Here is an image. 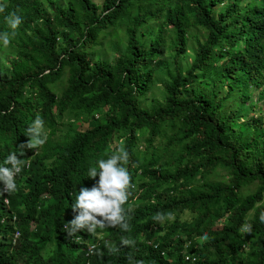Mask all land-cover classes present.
I'll return each mask as SVG.
<instances>
[{
  "label": "trees",
  "instance_id": "16d2710c",
  "mask_svg": "<svg viewBox=\"0 0 264 264\" xmlns=\"http://www.w3.org/2000/svg\"><path fill=\"white\" fill-rule=\"evenodd\" d=\"M239 1L0 0V33L12 32L10 13L23 20L8 46L0 41L7 61L0 65V165L19 155L37 115L48 135L20 157L26 166L17 190L0 196V264H129V256L133 264H264V130L258 139L260 119L252 113L245 123L251 131L236 123L255 89L264 110V0L241 8ZM115 24H124L125 45L115 49L111 70L103 59L90 61L87 49ZM189 25L206 37L181 70ZM166 48L173 53L164 58ZM63 71L57 96L48 84ZM198 76L206 91L191 86ZM155 80L162 97L144 107L140 98ZM231 98L234 106L224 112ZM122 151L134 185L122 205L130 231L68 236L64 225L73 219L79 189L95 183L89 168ZM217 168L227 172L226 181L214 178ZM161 212L174 215L166 226L153 220ZM162 227L167 237L158 234ZM122 237L135 246H121Z\"/></svg>",
  "mask_w": 264,
  "mask_h": 264
},
{
  "label": "clouds",
  "instance_id": "9594fccd",
  "mask_svg": "<svg viewBox=\"0 0 264 264\" xmlns=\"http://www.w3.org/2000/svg\"><path fill=\"white\" fill-rule=\"evenodd\" d=\"M3 11L4 6L0 5V12ZM5 20L12 32L0 33V41L4 46H8L11 43L10 36L16 34V30L23 20L15 12L6 16ZM27 137V142L21 143L17 148L19 155L12 152L6 157L4 164L0 165V182L3 184V188L0 189V196L2 197L4 193H7V196L11 195L18 188L16 177L26 166V161L20 158L25 155V150H36L47 142L48 135L45 122L39 115L28 126ZM128 158L127 151H122L120 154H113L107 159H99L95 166L89 168L87 177L95 180V183L91 188L81 187L79 189V194L71 205L74 213L73 219L64 225V230L68 236L80 239L81 237L77 233L81 231L96 236L98 230L102 232L112 227H119L124 232L130 231L131 216L128 210L122 208V205L128 201L129 187H134L131 185L130 173L124 166V162ZM97 177H99L98 180H96ZM5 202H7V198H5ZM171 216V213H156L153 220L162 224ZM260 220L264 222V213H261ZM251 230V224L243 226L244 232L250 233ZM135 243L133 239L121 238V246L123 247H134ZM110 251H119V249L111 247ZM129 264H133L131 256H129ZM134 264H144V262L138 260L134 261Z\"/></svg>",
  "mask_w": 264,
  "mask_h": 264
},
{
  "label": "rangeland",
  "instance_id": "374dc122",
  "mask_svg": "<svg viewBox=\"0 0 264 264\" xmlns=\"http://www.w3.org/2000/svg\"><path fill=\"white\" fill-rule=\"evenodd\" d=\"M56 1L61 6H65L68 0H56ZM91 1L97 5H100L102 2V0H91ZM230 1L231 0H223L222 3H228ZM247 1H249V0H240L239 1V7L240 8L243 7ZM256 4H258V3H256ZM45 5L46 4H43L44 7H45ZM221 8H222V6H219L216 10H214L212 12L213 15L215 16L216 12L219 11ZM240 14H241V12L237 13L236 15H240ZM151 23H154V25L156 26L158 23H160V20H158V23H156V24L154 21H151ZM164 34H167L166 30H164ZM205 37H206V31L202 27L195 26V25H189L186 28L185 52L177 60V64L179 65L181 70H183L184 68L189 66V63L191 60V55H193L197 41L201 42L204 40ZM124 45H125L124 24H115L112 27L105 29L102 33H100L97 36L95 44L87 49V55H88V58L90 59V61H93V60L96 61L99 59H103L111 70H116V67L114 66L115 57H116L115 49L122 50L124 48ZM61 46H62V44L57 42L56 48H60ZM2 48H3V46L0 43V65L5 66L7 64V61H6V57H4V52H3ZM172 53H173L172 49L166 48L162 54V57L165 58ZM66 75H67L66 71H63L62 75L59 78L54 80V82L48 84L49 89L57 96L59 95V93L61 92V90L63 89V87L65 85ZM156 75H158V74H156ZM191 86L196 88V89L202 88L204 91L207 90V85H204L200 76H198V80L196 82L192 83ZM233 92H235V91H233ZM162 94H163L162 93V86H161L160 82L157 80L152 81V84L149 85L145 95L141 96V98H140L141 99L140 100L141 105L144 107H148L151 99L160 100L162 97ZM221 94H222V92H221ZM235 95H236V93H235ZM257 96H258V89H255V90H253V92H251V97L245 102V104L241 108V111L246 113V116L240 118L236 123L244 122L245 129L247 128L251 131V129H252L251 125L249 126L246 124L247 126H245V123L249 122V118H247V115L252 113V116L254 118L260 119V122L257 123L255 126L256 132H257V134H259L257 136V138L259 139L261 134L263 133V130H264V110L262 109L261 102L259 101ZM235 101L236 100L231 98V100H229V102H225L223 104V107H222L223 111L225 112L227 110V107H228L227 105L229 103L231 104V106H234ZM67 117H69V115ZM64 123H65V121L62 122V124L58 125L59 131L56 132L55 136L58 135L61 132V130L64 129V127H65ZM79 127L85 128L86 124L79 125ZM245 129L243 131V134H246ZM214 178L216 180L226 181L228 178V174L226 171L217 168L215 173H214ZM253 187H254V185H250L248 190H252ZM0 206H1V198H0ZM250 214H251V212H248V216H250ZM172 217H174V215L171 216L169 221L172 219ZM186 217H187V213H183L181 215V218H186ZM162 225L166 226L167 224H162ZM158 234L162 237H167V235H168L167 228L162 227V229L158 232ZM89 235L90 234H88V236ZM196 240L199 241L201 239L196 238ZM187 245H191V242H189ZM49 252H50V247H46V249L43 250L42 254H43V256H46L49 254Z\"/></svg>",
  "mask_w": 264,
  "mask_h": 264
},
{
  "label": "built area",
  "instance_id": "2783aa9c",
  "mask_svg": "<svg viewBox=\"0 0 264 264\" xmlns=\"http://www.w3.org/2000/svg\"><path fill=\"white\" fill-rule=\"evenodd\" d=\"M4 202H5V200H4ZM16 236H17V233L15 232L14 235H13V239H14ZM91 248H92V245H88V247L86 248L85 253H84L85 256H88V255H89V253L91 252V250H90ZM184 258H185V259H190V260H192V258H189L188 256H185Z\"/></svg>",
  "mask_w": 264,
  "mask_h": 264
}]
</instances>
